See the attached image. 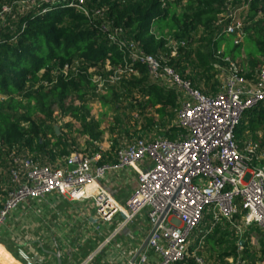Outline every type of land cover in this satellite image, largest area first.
Returning a JSON list of instances; mask_svg holds the SVG:
<instances>
[{
	"label": "built area",
	"instance_id": "1",
	"mask_svg": "<svg viewBox=\"0 0 264 264\" xmlns=\"http://www.w3.org/2000/svg\"><path fill=\"white\" fill-rule=\"evenodd\" d=\"M37 2L52 6L60 0H25L19 5ZM250 2L225 0L214 25L216 37L219 33L230 35L234 45L243 41ZM68 6L87 15L82 7L83 0H68ZM11 10L9 6L2 7L0 21H5ZM46 11L43 9L40 14ZM261 16L259 13L257 18ZM92 17H102V12L97 10ZM204 34L201 28L190 32L191 43ZM110 38L116 42V34ZM188 44V39L169 37L166 47L174 55ZM123 46L128 50V61L122 66L107 68L100 74L89 70L91 89L88 96L106 94L111 87L136 77V65L145 66L152 82L177 96L172 125L177 131L173 138H135L119 147L115 161L109 164H99L102 160L100 149L89 154L72 152L56 157L53 140L49 145L52 158H37L35 152L24 151L2 154L0 230L10 214L23 203L39 202L59 193L71 201L91 200L104 221L120 216V226L145 214L156 227L146 247L131 264H178L190 260L194 264H208L200 255L204 238H197L199 234L196 233L206 212H210L209 232L221 224L231 232L237 245L243 242L241 240L247 241V231L251 227L264 232V137L257 133V140L238 141L234 135L244 114L264 103V67L259 65L254 74L243 77L245 71L237 60L223 57L221 52L214 53L213 69L219 85L211 95L193 89L167 61L145 54L139 44ZM68 69L65 65L62 72ZM139 117L136 116L137 122ZM154 129L159 130V127L155 125ZM143 160H149L150 167L139 173L134 190L122 204L103 191L86 194L85 188L93 186L107 172L134 167ZM241 251L239 246L237 254ZM227 261L231 264L233 258ZM236 264L246 263L238 257Z\"/></svg>",
	"mask_w": 264,
	"mask_h": 264
},
{
	"label": "trees",
	"instance_id": "2",
	"mask_svg": "<svg viewBox=\"0 0 264 264\" xmlns=\"http://www.w3.org/2000/svg\"><path fill=\"white\" fill-rule=\"evenodd\" d=\"M22 1L0 0V10L4 6L12 8L6 20L0 21V158L4 153L21 151L35 152L37 158H52V140L56 157L68 156L77 152L78 136L88 140L82 154L99 151L100 123L91 116L95 102L113 104L118 110L120 99L128 101L126 109L143 118V131L152 130L157 118L163 119L173 111L175 93L152 82L146 67L140 64L136 65V77L111 87L104 95L88 96L89 70L100 74L122 66L128 61L124 44H139L145 54L167 61L193 89L211 95L219 85L213 69L214 53L239 60L244 71L250 70L246 77L254 74L264 60V0H251L243 27L245 37L238 45L230 35L219 33L216 37L214 25L225 0H83L87 15L68 6V0L52 6L42 2L21 6ZM43 9L47 11L40 14ZM97 10L102 17H92ZM259 13L261 18H257ZM200 28L205 35L191 43L190 32ZM115 34L113 42L110 37ZM169 37L188 39L189 44L172 55L166 47ZM65 65L69 69L63 73ZM146 112L152 116H145ZM174 116V111L169 112L170 119ZM58 122L66 132L60 128L59 134L55 133ZM176 131L172 126L163 137L171 140ZM257 133L264 137V103L244 114L234 135L238 141L244 134L257 140ZM115 149L116 143L110 150ZM105 162L102 156L100 163ZM209 214L206 212L196 232L197 238H204L201 256L205 245L210 244L219 249L215 256L218 264H230L228 258L236 264L238 257L246 264H264L263 231L256 227L247 231L257 235L256 248L245 239L237 245L221 224L209 232Z\"/></svg>",
	"mask_w": 264,
	"mask_h": 264
},
{
	"label": "crops",
	"instance_id": "3",
	"mask_svg": "<svg viewBox=\"0 0 264 264\" xmlns=\"http://www.w3.org/2000/svg\"><path fill=\"white\" fill-rule=\"evenodd\" d=\"M57 127L59 131L61 123ZM99 148L106 164L115 161L118 147L114 151ZM149 167L150 161L143 160L134 167L109 171L85 192L89 196L103 191L122 204L134 190L139 173ZM121 221L116 216L106 222L91 200L71 201L59 193L39 202L27 201L10 214L0 230V264H128L154 226L145 214L125 226H120ZM250 235L247 243L256 246ZM216 251L219 249L206 244L203 259L208 264L220 263Z\"/></svg>",
	"mask_w": 264,
	"mask_h": 264
},
{
	"label": "rangeland",
	"instance_id": "4",
	"mask_svg": "<svg viewBox=\"0 0 264 264\" xmlns=\"http://www.w3.org/2000/svg\"><path fill=\"white\" fill-rule=\"evenodd\" d=\"M248 50L253 51L251 48H248ZM243 56L244 55L241 54V58H243ZM238 63L241 69L245 67L244 64L242 65L239 60H238ZM261 67L262 68L264 67V61L261 62ZM243 73H244L243 77H245L247 74L250 73V70L245 69V72ZM127 103L128 101H125V100L120 101L119 103L120 107L118 110L113 108V104H110L109 106H103L101 103L95 102L91 106V116L100 123V130L102 132L101 142L100 143L98 142L99 144L97 146L99 147L102 146L103 148L106 147V148L111 149L113 144L116 143V147L119 148V147L126 145L128 142L134 140L135 138L150 139V137L152 138L154 133L158 134L157 136H155V138L161 137V135L165 133V130L167 128L170 129V127L174 124L173 118L170 119L168 117L169 112H173V111H168L167 115H165L163 119L157 118L155 120V123L151 125L153 126L152 130L150 129L148 131H143L144 130L143 120H142L143 118L139 117L137 112L128 111L126 109ZM136 116L137 118L139 117L140 119L139 122L136 121L137 120ZM145 116L151 117L152 114L146 112ZM155 125L159 127V130L154 129ZM143 133L145 134L143 135ZM246 135L247 134H244L245 136L244 139L249 140V136H246ZM77 144H78L77 152H79L80 154L82 151H84L87 148V146H89L87 138L83 136H78ZM90 150H92V147L90 148ZM83 154H89V151ZM31 217H32V221H34L35 218H33V216ZM250 236L254 238L253 242L256 246H253L250 243H247V244L251 245V247L256 248L257 247V235L251 234Z\"/></svg>",
	"mask_w": 264,
	"mask_h": 264
},
{
	"label": "water",
	"instance_id": "5",
	"mask_svg": "<svg viewBox=\"0 0 264 264\" xmlns=\"http://www.w3.org/2000/svg\"><path fill=\"white\" fill-rule=\"evenodd\" d=\"M54 130H55V133H56V134L59 133V131H58V127H57V126L54 127ZM162 217H163V216H161L160 220L162 219ZM160 220H159V221H160ZM155 227H156V225L152 228V230H151L149 236L146 238V240L143 242L141 248L137 251V253L135 254V256L132 258V260H130V262H129L128 264H131V263L136 259V257L141 253V251L146 247V245H147V243H148V240H149V238H150V236H151V233L153 232V230L155 229Z\"/></svg>",
	"mask_w": 264,
	"mask_h": 264
}]
</instances>
